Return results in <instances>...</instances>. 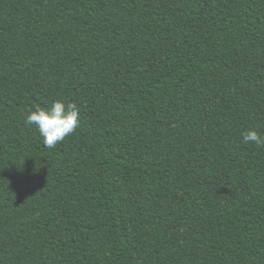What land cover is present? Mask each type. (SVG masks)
I'll return each mask as SVG.
<instances>
[{"label": "trees", "instance_id": "obj_1", "mask_svg": "<svg viewBox=\"0 0 264 264\" xmlns=\"http://www.w3.org/2000/svg\"><path fill=\"white\" fill-rule=\"evenodd\" d=\"M251 128L264 0H0V264H264Z\"/></svg>", "mask_w": 264, "mask_h": 264}, {"label": "clouds", "instance_id": "obj_2", "mask_svg": "<svg viewBox=\"0 0 264 264\" xmlns=\"http://www.w3.org/2000/svg\"><path fill=\"white\" fill-rule=\"evenodd\" d=\"M79 115L80 109L75 102L65 103L56 100L51 107L35 105L29 109L24 122L27 126L34 125L43 138L44 145L53 148L76 131L79 127ZM242 135L245 143L264 145V134L255 128L247 130Z\"/></svg>", "mask_w": 264, "mask_h": 264}]
</instances>
